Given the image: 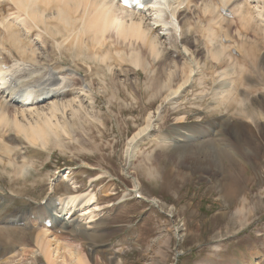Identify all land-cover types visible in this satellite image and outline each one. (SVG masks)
<instances>
[{
    "label": "rangeland",
    "instance_id": "374dc122",
    "mask_svg": "<svg viewBox=\"0 0 264 264\" xmlns=\"http://www.w3.org/2000/svg\"><path fill=\"white\" fill-rule=\"evenodd\" d=\"M184 17L195 20L194 35L183 41L191 39L200 64L196 80L174 103L166 101L172 91L162 83L169 75L168 85L177 88L186 76L181 71L186 59L170 57L167 43V61L143 50L146 61L139 70L116 56L120 42L115 36L102 49L114 71L100 59L78 57L79 46L72 53L63 43L38 50L39 60L49 58L53 67L81 71L92 91L81 92L82 103L74 110L57 113L60 127L46 133L49 140L19 150L27 142L14 127L6 136L13 148L18 146L12 157L20 165L26 158L29 166L21 168L0 154V214L21 213L29 228L13 226L11 244L0 237V262L21 245L30 252L37 245L42 225L25 215L44 214L54 198L92 191L99 205L93 229L75 233L68 228L62 237L81 247L93 264H264V48L236 23H217L244 45L241 58L227 57L225 71L207 53L216 44H202L210 30L199 8L185 10ZM75 32L57 36L59 42L75 39L79 45ZM82 39L85 51L92 43L86 34ZM171 59L179 60L178 67L172 65L173 75L167 66ZM233 98L245 105H226ZM151 120L148 135L132 141ZM137 190L143 198L135 197ZM43 197L47 202L40 204ZM37 253L18 257L15 264H48Z\"/></svg>",
    "mask_w": 264,
    "mask_h": 264
},
{
    "label": "bare ground",
    "instance_id": "6f19581e",
    "mask_svg": "<svg viewBox=\"0 0 264 264\" xmlns=\"http://www.w3.org/2000/svg\"><path fill=\"white\" fill-rule=\"evenodd\" d=\"M217 3H219L218 6H216ZM183 4L188 10L199 8L201 21L205 20L210 29L209 35L201 37V41L211 48L216 44V48L207 53L211 56V60L223 66L224 70L230 61L227 59L226 51L228 53L229 50L241 51L244 45L234 48L235 43L233 41L229 43V38L222 32H218L213 25L219 22H228L229 25L236 23L242 30L253 35L255 45L258 44L264 48V0H155L151 6L140 12L123 9L114 0H0V38L3 40L0 41V143L3 145L2 147L0 144L2 150L0 154H8V162H16L21 168L27 170L29 165L26 163V158L20 165L12 157L18 146L15 149L8 143L9 138L6 141L11 127L15 128L18 137L24 138L27 142L19 144V150L25 149V145L28 144L35 146L43 138L49 140V137H45L46 133L60 127L59 121L55 122L57 113L67 112L68 108L74 110L75 103L78 104L77 106L82 103L79 99L84 93L81 92L92 91L91 83L85 84L84 75L78 69L53 67L49 58L39 60L38 50L47 49L48 43H55L58 46L63 43V47L68 48L67 50L71 53L79 46V50L76 51L78 57L100 59L99 61L105 62L112 71L114 68L112 69L111 63H108L109 56L103 55L102 49L106 46V40L111 41L113 36L117 37L116 42L117 40L120 42H117L120 45L114 49L116 56L124 63L128 62L134 66L136 70L145 66L146 58L142 56L143 50L161 62L166 60L168 52L170 57L173 55L179 59L183 57L186 59V62L182 63L181 70L186 73L184 81L177 88L172 89V86H169L170 83L168 85L172 76L168 75L167 83H162L164 87L172 91L166 98V101L171 103L184 87L196 80L194 73L199 71L197 67L200 64L198 58L193 55L191 39L187 42L183 41L189 32V26L195 21L194 19L185 20V8L180 9ZM222 10L230 11L232 17H226ZM184 24L188 26L187 29L183 28ZM73 31L79 33V39L76 37L79 45H77L78 42H74L75 39L73 42H66L67 38H65L63 42H59L57 36L64 37ZM83 34H86L92 43L85 51L83 50L85 46ZM166 43L168 52L164 49ZM193 44L198 48L196 40ZM255 45L251 48H259L258 46L255 48ZM16 55L21 56L22 59L18 60ZM171 61L167 62V66L170 75H173L172 65L178 67L179 60L171 59ZM187 66L192 69L187 71ZM6 76H11L17 82L16 86H7L4 82ZM228 102L236 104L237 107L245 105L242 99L240 101L235 98L226 99V105ZM9 107L10 111L13 108V114H10ZM237 110L243 113L239 108ZM252 116L250 114L248 119ZM43 123L45 127L42 126ZM152 127L151 120L132 138V141L146 132L145 136L148 135ZM221 152L225 153L224 150ZM69 172V170L64 171V174ZM50 190V192L53 191L52 184ZM83 193L60 196L47 202L48 211L40 215L41 221L43 223L44 220L51 219L54 227L42 225L36 234L37 245H34V250L30 252L28 246L21 245L23 248L21 252L10 255L6 262H0V264H15L20 258H26L29 254L33 255L36 251L47 258L48 264H58V262L93 264L88 255L80 251L81 247H74L72 243L64 241L67 240V237H62L65 235H59V232L61 234L68 228L76 230L75 233L93 229L96 221L95 214L98 210L94 206H99L97 196L92 191ZM136 193H140L143 197L140 191L137 190ZM1 201L0 195V203ZM20 214L12 216L6 214L4 218L0 214V221H9V223L11 220L20 221ZM31 215L33 213L28 215V219H31ZM25 217L27 218L26 215ZM7 227H0V237L10 243L13 239L12 230L16 228L11 225ZM2 255L3 253L0 259Z\"/></svg>",
    "mask_w": 264,
    "mask_h": 264
},
{
    "label": "snow or ice",
    "instance_id": "6c2138e0",
    "mask_svg": "<svg viewBox=\"0 0 264 264\" xmlns=\"http://www.w3.org/2000/svg\"><path fill=\"white\" fill-rule=\"evenodd\" d=\"M135 2H136L137 4H139L140 0H135ZM123 3H124L125 5H128V4L130 3V0H123Z\"/></svg>",
    "mask_w": 264,
    "mask_h": 264
}]
</instances>
